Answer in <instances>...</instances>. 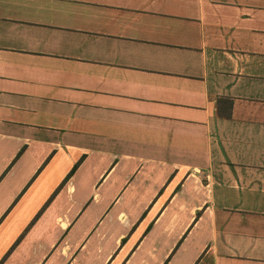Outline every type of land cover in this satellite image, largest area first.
Returning a JSON list of instances; mask_svg holds the SVG:
<instances>
[{
	"label": "crops",
	"instance_id": "1",
	"mask_svg": "<svg viewBox=\"0 0 264 264\" xmlns=\"http://www.w3.org/2000/svg\"><path fill=\"white\" fill-rule=\"evenodd\" d=\"M0 264H264V0H0Z\"/></svg>",
	"mask_w": 264,
	"mask_h": 264
},
{
	"label": "trees",
	"instance_id": "2",
	"mask_svg": "<svg viewBox=\"0 0 264 264\" xmlns=\"http://www.w3.org/2000/svg\"><path fill=\"white\" fill-rule=\"evenodd\" d=\"M231 107H232V100L230 98L227 97H220L217 100V112L220 116L223 117H230V111H231ZM78 163H76L71 172L75 169V167L77 166ZM70 172V173H71ZM199 211H197V217L199 215Z\"/></svg>",
	"mask_w": 264,
	"mask_h": 264
}]
</instances>
